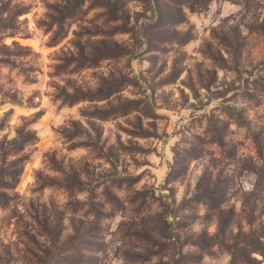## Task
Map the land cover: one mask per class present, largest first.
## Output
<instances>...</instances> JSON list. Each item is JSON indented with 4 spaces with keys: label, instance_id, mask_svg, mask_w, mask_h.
I'll return each mask as SVG.
<instances>
[{
    "label": "rangeland",
    "instance_id": "obj_1",
    "mask_svg": "<svg viewBox=\"0 0 264 264\" xmlns=\"http://www.w3.org/2000/svg\"><path fill=\"white\" fill-rule=\"evenodd\" d=\"M262 234L264 0H0V264H230Z\"/></svg>",
    "mask_w": 264,
    "mask_h": 264
},
{
    "label": "trees",
    "instance_id": "obj_2",
    "mask_svg": "<svg viewBox=\"0 0 264 264\" xmlns=\"http://www.w3.org/2000/svg\"><path fill=\"white\" fill-rule=\"evenodd\" d=\"M263 144H258L257 148L259 153L263 151ZM264 234L262 236H244L233 247L240 245V248L235 249L232 254L230 264H261V260L254 256V253H259L264 258Z\"/></svg>",
    "mask_w": 264,
    "mask_h": 264
}]
</instances>
